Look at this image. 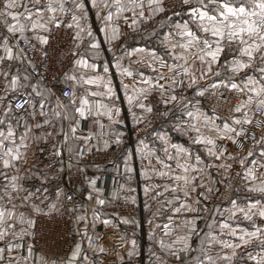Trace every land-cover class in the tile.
I'll return each instance as SVG.
<instances>
[{"label": "snow or ice", "instance_id": "snow-or-ice-1", "mask_svg": "<svg viewBox=\"0 0 264 264\" xmlns=\"http://www.w3.org/2000/svg\"><path fill=\"white\" fill-rule=\"evenodd\" d=\"M141 194L146 264H264V0H0V264H144Z\"/></svg>", "mask_w": 264, "mask_h": 264}, {"label": "crops", "instance_id": "crops-1", "mask_svg": "<svg viewBox=\"0 0 264 264\" xmlns=\"http://www.w3.org/2000/svg\"><path fill=\"white\" fill-rule=\"evenodd\" d=\"M91 23H93L94 25V28L97 29V32H96V35H97V39L101 41V44H102V47L105 49V52L107 51V46L103 44V35L100 34L98 32V27L99 25L97 24L96 22V19H95V16L93 15L91 17ZM102 60H107L109 59V56L108 55H103ZM114 84L116 86L119 85V80L118 79H115L114 80ZM121 96V99H122V93L119 94ZM122 107V115H124V108L127 109V106L126 105H121ZM129 127H130V130H129ZM129 127L128 128V131L126 132L125 134V143H124V147L127 148L128 150L130 151H135V147H136V136L134 135V133H130V132H133L131 130V124L129 123ZM176 141L177 142H180V143H183L184 142V138L183 137H179L177 136L176 137ZM136 164H138L136 166ZM135 167L137 168V170L139 169V162H135ZM105 180H106V183L107 185L109 186L110 184H112V176H111V179H109V176H106L105 177ZM139 180V177L137 176V181ZM135 186V184H134ZM140 203H138L136 205V208H137V213H139V219L141 221V227L140 228H137L136 230V233H135V238L137 240V243L139 245V248H140V251L142 253V256L138 259H140L142 262H144V264H146V261H147V249H148V245H149V240H148V237L146 235L147 233V230H148V225L146 223V220H145V212H144V209H143V196L142 194L140 195ZM140 214H142V219H140ZM122 227H125V226H122ZM106 231V227L103 225V224H97L96 228H95V232L96 234L97 233H100V235H103ZM128 231L130 232V229H128ZM110 238V236H109Z\"/></svg>", "mask_w": 264, "mask_h": 264}, {"label": "built area", "instance_id": "built-area-1", "mask_svg": "<svg viewBox=\"0 0 264 264\" xmlns=\"http://www.w3.org/2000/svg\"><path fill=\"white\" fill-rule=\"evenodd\" d=\"M113 74H114V70H113ZM124 115H126L127 114V109L126 108H124ZM127 127H129V124L127 125ZM129 130H130V127H129ZM130 133H134V135L136 136V133L135 132H130ZM101 163H104V161H101ZM138 164H136V166H137ZM105 167H106V169H107V171H108V175L107 176H109V179H111V166L110 165H107V164H105ZM109 186H111V184L109 185ZM135 215H136V217H139V213H137V211H136V213H135ZM140 219H142V214H140ZM98 235H100V233H97Z\"/></svg>", "mask_w": 264, "mask_h": 264}, {"label": "rangeland", "instance_id": "rangeland-1", "mask_svg": "<svg viewBox=\"0 0 264 264\" xmlns=\"http://www.w3.org/2000/svg\"><path fill=\"white\" fill-rule=\"evenodd\" d=\"M137 219H139V217H136Z\"/></svg>", "mask_w": 264, "mask_h": 264}]
</instances>
